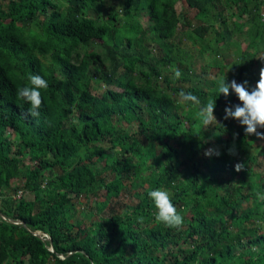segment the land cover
Returning <instances> with one entry per match:
<instances>
[{
  "label": "trees",
  "instance_id": "trees-1",
  "mask_svg": "<svg viewBox=\"0 0 264 264\" xmlns=\"http://www.w3.org/2000/svg\"><path fill=\"white\" fill-rule=\"evenodd\" d=\"M176 1L0 0V264H264V137L224 113L206 127L195 116L210 99L216 112L240 103L231 89L218 95L224 74L254 86L264 0H184L196 25ZM227 19L245 41L233 75ZM181 36L202 42L195 55ZM213 69L219 78L205 77ZM31 74L48 82L38 117L17 97ZM181 91L200 105H180ZM99 188L102 217L72 221ZM155 189L169 193L180 229L155 222ZM118 194L136 202L104 211Z\"/></svg>",
  "mask_w": 264,
  "mask_h": 264
},
{
  "label": "clouds",
  "instance_id": "clouds-1",
  "mask_svg": "<svg viewBox=\"0 0 264 264\" xmlns=\"http://www.w3.org/2000/svg\"><path fill=\"white\" fill-rule=\"evenodd\" d=\"M226 51L224 53L225 55H228ZM226 59L228 60V63H230V59L227 57ZM181 76L182 72L179 70V68L173 70V79H180ZM28 81V85L17 89V97L18 99L30 104L27 115L31 117H38L40 115L39 109L43 103L40 90L47 89L48 82L45 78L38 74L29 75ZM247 83V81L237 83L235 79L226 82L225 74L217 80L216 90L218 95L223 94L225 97H227L230 95L231 89V92L234 93L240 101L239 104H236L232 107H225L223 118H233L237 120L241 125L245 126L244 132L246 135L255 134L258 137H264V132L257 131L258 128L264 129V67H261L259 71V79L256 81L251 90L246 87ZM179 96L180 99L178 103L180 105H200L199 98L191 92L185 93L181 91ZM214 107L215 100L210 99L195 113L196 118L201 121L204 127L208 126L209 124H213V121H216V118L213 115ZM229 153L232 154L233 150L229 149ZM204 155L208 157H211L212 155L219 156L220 152L217 149L209 148L205 150ZM234 167L235 170L239 172L243 169L244 165L237 163ZM147 195L152 200L156 209L153 214L156 223L163 224V226L166 228L177 230L183 226V216L177 211L167 191L155 189L149 191ZM17 197L19 196L17 195ZM256 197L258 200L264 201V192H257ZM139 219L142 220V218ZM37 233L40 235V232ZM44 236L45 235H43V237Z\"/></svg>",
  "mask_w": 264,
  "mask_h": 264
},
{
  "label": "rangeland",
  "instance_id": "rangeland-1",
  "mask_svg": "<svg viewBox=\"0 0 264 264\" xmlns=\"http://www.w3.org/2000/svg\"><path fill=\"white\" fill-rule=\"evenodd\" d=\"M65 5L60 3V7H64ZM174 8L175 10L177 11H181L186 17L191 18V24L192 25H196L198 23V21L196 19H194L192 17L193 13H194V9H188L184 3V0H178L175 2L174 4ZM227 12V11H226ZM230 20L227 19L226 20V30H223V33L225 34V38H224V43L228 44V49H227V53L228 55L226 54L225 56L230 59V63H229V68H230V73L231 74H234L237 69L235 66H233L235 64V62L237 61L238 59V54L240 53V50L241 48H243V46L245 45V41L242 40V36L238 35L232 28H231V24L229 22ZM140 23L145 26L147 24V19L146 17H141L140 18ZM206 38V42L208 41H212V40H209L208 38H212L210 34H206L205 36ZM180 44H179V47L182 48L183 51H187V52H191L193 55L196 54L198 48L200 45H202V42L201 41H197L195 43V41H191L190 39H187L185 38L184 36H181L180 37ZM195 40V39H194ZM157 45L155 44H149L148 47H150V49H152L153 52H157L158 51V48L156 47ZM250 51V49H249ZM191 54V55H192ZM260 54H264V53H261V52H258L256 53L255 55V58L254 60H257L256 63L253 65V70L254 72L258 69L257 67L259 66L258 63H259V58H260ZM199 56V59L200 61H203L202 60V56L197 54ZM194 62V61H193ZM197 62H199L197 60ZM204 62V61H203ZM195 63V62H194ZM202 63V62H201ZM201 63H195L194 66H192V69L193 70H198L199 69V66H202L203 64ZM170 70H173L172 68H169ZM214 72V69L211 70L210 74L209 75H205V77H208V78H213V77H216V78H219V76H215V73ZM259 76V71H257L256 73V76H255V79L254 80H251L250 83L252 85H255L256 81H257V77ZM105 86L104 85H101L97 88V91H96V94H98L102 89H104ZM216 110H214L213 112V115L215 116L216 120H218L219 118H221V116L223 115V110H220L218 112H216ZM235 124V123H234ZM201 125V124H200ZM231 128H232V125H231ZM101 164V162H99V165ZM143 176L145 174H142ZM13 182V181H12ZM17 183V181H16ZM103 188H99L98 191H97V194L95 196L91 195L90 198L88 199H82V203L78 204L75 209H76V212L74 214V216L72 217V221H76V220H83V222H86V221H94L96 218H99L100 216L102 217V213L99 214L97 212H99L100 208H98L99 204L98 202L105 199V195H104V192H103ZM24 198L26 199H31L32 198V194L31 193H24L23 194ZM14 197L18 198L17 197V194L14 195ZM13 197V198H14ZM124 196H122L121 194H118L117 197H112L111 199H109V202H108V206L103 208L104 211H108V208L111 207L118 210L121 208V206L123 204H125L126 201H130L131 202H136L134 198L132 199H129L128 197H126V200L123 199ZM95 199V201L97 203H93L92 200ZM86 202V203H85ZM94 206V208L96 209V212H94L91 208H89V206ZM103 211V212H104Z\"/></svg>",
  "mask_w": 264,
  "mask_h": 264
},
{
  "label": "water",
  "instance_id": "water-1",
  "mask_svg": "<svg viewBox=\"0 0 264 264\" xmlns=\"http://www.w3.org/2000/svg\"><path fill=\"white\" fill-rule=\"evenodd\" d=\"M9 222H11V223H14V224H19L20 222L19 221H16V220H11V219H9L8 220ZM21 224V223H20ZM35 235H38V233L36 232V233H34ZM44 238L46 239V240H49V237H47V236H44Z\"/></svg>",
  "mask_w": 264,
  "mask_h": 264
}]
</instances>
